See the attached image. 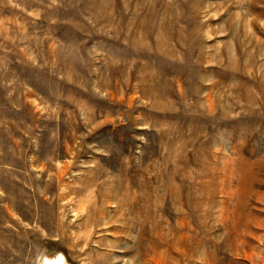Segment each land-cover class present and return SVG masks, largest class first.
Here are the masks:
<instances>
[{
	"label": "rangeland",
	"instance_id": "obj_1",
	"mask_svg": "<svg viewBox=\"0 0 264 264\" xmlns=\"http://www.w3.org/2000/svg\"><path fill=\"white\" fill-rule=\"evenodd\" d=\"M264 264V0H0V264Z\"/></svg>",
	"mask_w": 264,
	"mask_h": 264
},
{
	"label": "bare ground",
	"instance_id": "obj_2",
	"mask_svg": "<svg viewBox=\"0 0 264 264\" xmlns=\"http://www.w3.org/2000/svg\"><path fill=\"white\" fill-rule=\"evenodd\" d=\"M43 264H67L62 257L49 258L44 261Z\"/></svg>",
	"mask_w": 264,
	"mask_h": 264
}]
</instances>
